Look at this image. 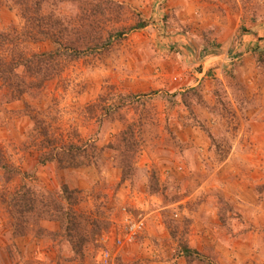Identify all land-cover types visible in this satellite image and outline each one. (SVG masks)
<instances>
[{"label":"rangeland","instance_id":"374dc122","mask_svg":"<svg viewBox=\"0 0 264 264\" xmlns=\"http://www.w3.org/2000/svg\"><path fill=\"white\" fill-rule=\"evenodd\" d=\"M35 3L0 0L4 57L57 51L31 65L22 99L0 87V159L17 171L0 170V264H96L104 245L113 264H264V0H39L38 13ZM82 17L102 36L123 33L92 52L88 32H71L70 48L25 37L34 18L54 34L56 21ZM132 121L135 181L108 147L78 169L40 162L52 146L118 144ZM153 173L161 189L150 192ZM63 185L89 227L77 258L39 205L25 235L11 226V195L29 189L39 201ZM91 220L101 224L93 236ZM127 220L143 225L117 245Z\"/></svg>","mask_w":264,"mask_h":264},{"label":"trees","instance_id":"16d2710c","mask_svg":"<svg viewBox=\"0 0 264 264\" xmlns=\"http://www.w3.org/2000/svg\"><path fill=\"white\" fill-rule=\"evenodd\" d=\"M38 1L39 0H36L35 3V10H37V13L39 8ZM44 22L45 21L42 20L38 21L37 18L30 20V30L26 32V34H28L27 36L25 35L26 39L29 38L32 41H38L44 38H51L58 46L64 45L65 48H70L68 36L71 32L76 35L83 36H85L84 34L88 32L90 36L88 41H91L93 45L91 44V46L86 50L92 52L98 48L101 49L108 47L114 39L120 38L123 33L120 30H112L108 32L106 37L102 36L99 26H97V28H99L98 31H95V29H97L95 25L82 17L78 20V22L74 23L69 20L65 25L60 20L56 21L54 27L58 30L52 34V32L50 33L47 30H44ZM144 24L145 23H138L135 27L140 28L143 27ZM37 32H40L45 36L37 38ZM7 44L8 37L0 31V87L5 89V93L3 94L5 100L9 101L11 99L15 101L19 98L22 99L24 92L28 90L27 88L33 86L31 83H26V80L24 79L25 75L31 76L38 72V70L34 71L31 68V65L45 64L44 62L49 60V58H54L57 51L53 50L48 53L43 52L41 54H33L34 59H26V62L24 63L21 60H8V58L4 57V52L8 51V49L6 50L5 48ZM86 50L75 49L74 54L76 56L80 53L84 54L87 52ZM31 61L33 62L31 63ZM189 91L193 92L194 90L191 88L188 92ZM136 125L137 122L133 121L124 125V129L116 134L118 137V144L109 143L107 146L102 147H98L95 142H89L86 146L68 144L56 151L54 150L55 146H52V148L48 150L46 156L41 157L40 162H56L62 168L69 167L78 169L101 160L104 150L108 147L119 152L116 164L121 170V178L123 181H135L139 175L134 160L137 151V140H135L137 133L135 129ZM48 142H46V145L49 144ZM0 170L3 171L5 178H10L13 171L15 173L17 172L13 169V167H10L1 159ZM147 181V189H149L150 192H154L159 188L161 189L155 173H153ZM76 194V189H69L66 185L62 186L60 193L50 192L45 196L41 194L39 201L34 200V197L30 195L29 189L15 192L10 196L12 199L11 202L8 203L11 213H13V211L16 213V216L12 215L13 221L11 222V226H14L13 233L17 235H25V231L28 230V226L26 225L28 223L27 216L32 214L37 205H39L38 216H42L44 219L47 218L49 221L58 222L60 232L68 239L69 243H71L74 258H77L83 243L87 240L86 232L89 227H86V223L84 224L85 219L82 221L80 220V215L74 208V204L77 202ZM90 224H92L91 235L93 236L100 231L101 224L95 220H91ZM53 237L56 238L57 236ZM182 254L189 261L191 260V257H193L192 255L194 254V249L184 245L182 248Z\"/></svg>","mask_w":264,"mask_h":264},{"label":"built area","instance_id":"2783aa9c","mask_svg":"<svg viewBox=\"0 0 264 264\" xmlns=\"http://www.w3.org/2000/svg\"><path fill=\"white\" fill-rule=\"evenodd\" d=\"M143 225L140 220H127L126 226L123 228V235H119L116 239L117 245H122L125 241H130L134 233L139 230ZM113 256L111 251L105 245L99 247L96 252V264H113Z\"/></svg>","mask_w":264,"mask_h":264},{"label":"crops","instance_id":"0c3cea01","mask_svg":"<svg viewBox=\"0 0 264 264\" xmlns=\"http://www.w3.org/2000/svg\"><path fill=\"white\" fill-rule=\"evenodd\" d=\"M245 39V38H244ZM164 246L166 247V244L164 243ZM165 250V249H164Z\"/></svg>","mask_w":264,"mask_h":264}]
</instances>
